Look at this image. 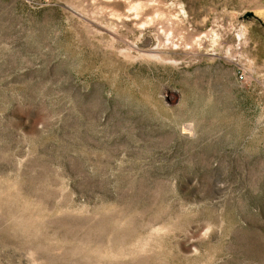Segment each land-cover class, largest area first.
Returning a JSON list of instances; mask_svg holds the SVG:
<instances>
[{"label":"rangeland","instance_id":"obj_1","mask_svg":"<svg viewBox=\"0 0 264 264\" xmlns=\"http://www.w3.org/2000/svg\"><path fill=\"white\" fill-rule=\"evenodd\" d=\"M141 1L0 0V264H264V0Z\"/></svg>","mask_w":264,"mask_h":264},{"label":"bare ground","instance_id":"obj_2","mask_svg":"<svg viewBox=\"0 0 264 264\" xmlns=\"http://www.w3.org/2000/svg\"><path fill=\"white\" fill-rule=\"evenodd\" d=\"M129 8L135 12L137 18H141V24L156 26L167 45L185 49H192L198 45L197 37L186 32L177 15L169 12L159 0H145Z\"/></svg>","mask_w":264,"mask_h":264},{"label":"water","instance_id":"obj_3","mask_svg":"<svg viewBox=\"0 0 264 264\" xmlns=\"http://www.w3.org/2000/svg\"><path fill=\"white\" fill-rule=\"evenodd\" d=\"M248 18H254V19H256L258 22L261 23V20L258 19L253 13H248V14H246L245 16H243L242 19H248ZM261 25H262L263 28H264V24L262 23Z\"/></svg>","mask_w":264,"mask_h":264}]
</instances>
